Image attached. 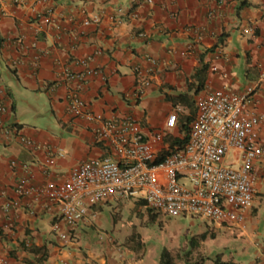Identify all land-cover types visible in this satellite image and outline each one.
<instances>
[{"label": "crops", "instance_id": "obj_1", "mask_svg": "<svg viewBox=\"0 0 264 264\" xmlns=\"http://www.w3.org/2000/svg\"><path fill=\"white\" fill-rule=\"evenodd\" d=\"M263 39L264 0H0V264H148L113 242L129 233L115 216L142 201L92 206L64 240L54 204L19 194L17 183L58 182L82 160L118 158L95 140V124L69 112V94L92 113L135 117L149 137L162 132L169 112L188 107L193 115L199 93L254 83ZM86 58L98 72L81 79ZM253 100L264 114V82ZM254 174L237 248L224 253L234 264H264V157Z\"/></svg>", "mask_w": 264, "mask_h": 264}, {"label": "built area", "instance_id": "obj_2", "mask_svg": "<svg viewBox=\"0 0 264 264\" xmlns=\"http://www.w3.org/2000/svg\"><path fill=\"white\" fill-rule=\"evenodd\" d=\"M90 61H82L86 69L77 77L83 79L98 72L88 67ZM263 82L264 65L258 79L242 91L221 86L199 93L194 99L187 139L161 150L155 144L163 136H173L178 128L176 111L167 114L161 133L147 137L135 117L92 113L76 93H71L69 112L95 124V140L118 158L82 160L58 182L32 187L27 179H21L16 191L42 194L54 204L57 221L66 226L59 234L64 240L87 218L92 206L110 198H134L167 217L199 216L215 224H240L254 197V165L264 157V114L252 108ZM21 140L30 148L37 147L32 140ZM165 151L168 153L155 162ZM230 152L232 162L225 164ZM45 163L52 165L54 156L49 154Z\"/></svg>", "mask_w": 264, "mask_h": 264}, {"label": "rangeland", "instance_id": "obj_3", "mask_svg": "<svg viewBox=\"0 0 264 264\" xmlns=\"http://www.w3.org/2000/svg\"><path fill=\"white\" fill-rule=\"evenodd\" d=\"M175 111L179 119L191 113L188 107H180ZM231 162L232 152L225 158V164ZM115 217L122 220L123 227L129 233H123L113 241L114 244L132 251V260H144L148 264H160L159 256L163 249L172 256L174 264H182L186 252H191L192 257L219 251L229 254L237 248L240 233L238 224H215L199 216L167 217L153 214L142 205ZM203 234L206 236L202 237Z\"/></svg>", "mask_w": 264, "mask_h": 264}, {"label": "trees", "instance_id": "obj_4", "mask_svg": "<svg viewBox=\"0 0 264 264\" xmlns=\"http://www.w3.org/2000/svg\"><path fill=\"white\" fill-rule=\"evenodd\" d=\"M187 102L189 103V100H187ZM192 105H193V102H192ZM190 110H191V113L189 115L183 117L182 119H179L178 129L182 131L184 134L182 140L177 141V139L174 138L173 140L170 141V145H169L170 148H172L174 144H181L187 139L188 123L191 119L192 112H193L192 108H190ZM167 153L168 151L160 153L157 159L155 160V162L160 161L164 157V155H166ZM148 210L152 211L151 209H148ZM154 213L156 214V212H153V214ZM205 236L206 234L202 235V237H205ZM185 255L186 256L182 264H234V262L231 259H226L224 257V253L222 251L215 252L211 255H199L198 254L195 257L191 256V252H186ZM159 263L160 264H174L172 256L169 254V252L166 249H163L161 251L160 256H159Z\"/></svg>", "mask_w": 264, "mask_h": 264}]
</instances>
